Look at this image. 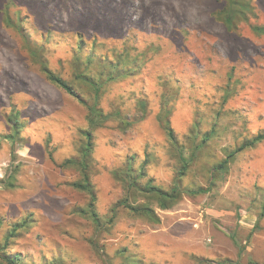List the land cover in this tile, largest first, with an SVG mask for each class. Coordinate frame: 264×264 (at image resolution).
<instances>
[{
  "label": "rangeland",
  "instance_id": "rangeland-1",
  "mask_svg": "<svg viewBox=\"0 0 264 264\" xmlns=\"http://www.w3.org/2000/svg\"><path fill=\"white\" fill-rule=\"evenodd\" d=\"M250 2L228 30L222 0H0V243L28 221L9 241L20 264H264V141L228 157L264 134V0ZM43 63L90 102L79 74L132 71L103 84L90 177L105 220L129 200L159 222L117 208L99 228L77 212L91 196L64 163L89 110ZM131 157L148 161L143 183L181 189L171 209L115 179Z\"/></svg>",
  "mask_w": 264,
  "mask_h": 264
},
{
  "label": "trees",
  "instance_id": "trees-1",
  "mask_svg": "<svg viewBox=\"0 0 264 264\" xmlns=\"http://www.w3.org/2000/svg\"><path fill=\"white\" fill-rule=\"evenodd\" d=\"M223 8L218 13L215 14L217 20L222 21L228 30H236L239 28L240 24L248 23L250 21V15L254 11V8L250 2V0H222ZM255 31L263 32L264 30L261 28H255ZM35 54V52H33ZM36 55V54H35ZM43 71L46 74L48 80L66 91L70 95L78 98V93L75 91L73 85L70 81L66 80L59 74L53 72L51 69L47 67L45 63L42 64ZM122 69V70H121ZM127 70L122 68L115 69L114 73L109 74L104 78H95L90 77L86 73L79 74L77 77L82 81H85L89 84L95 91V101L90 102L84 100L82 98H78L81 103H83L89 110V121L91 128L87 131H83L82 135L87 140L80 149V156L73 159H68L64 165L75 166L80 169L83 180L80 182L73 183V186L79 190L85 191L91 196V201L87 207L78 209L77 212L80 214H84L89 216L90 219L97 225L99 228H102L104 224H111L114 221V216L116 215L117 208H124L130 211L135 215H141L153 220L155 222H159V218L155 213L154 209H152L148 204L146 205H135L131 204L129 200L125 202H120L116 207L112 210L114 213L113 217L109 220H105L104 217L99 213L96 207V192L95 187L91 181L90 173L92 168L93 161V151L95 148L93 129L97 127H102L110 118V114L104 112V110L100 107L101 100V90L102 87L108 85L110 82L117 80L119 77L129 78L132 77V71L126 72ZM18 123V122H17ZM18 129V125L16 126ZM166 129L169 131L170 137L174 139L175 135L170 125H167ZM209 136H206L204 139V143L208 141ZM264 141V134H259L258 136L253 137L252 139L246 140L245 143L238 147L237 150L229 153L228 157L230 159L234 158L236 154L246 150L247 148L255 147L257 144ZM135 157H131L128 160L126 167L117 169L113 171V176L122 184L126 185L128 189H133L135 193L145 194L154 200H156L160 207L163 210H169L175 205L182 194L181 189L178 187L172 189L171 191H167L162 187L154 184L153 179L146 181L143 183V179L147 177L146 172V161L139 168L134 167ZM187 170V166L183 167V172L180 173L181 176H184L185 171ZM192 194H199L203 192V189L200 190H190ZM1 227V224H0ZM28 228V221L24 220L21 222L14 223L12 228L9 231V236L0 243V258L8 263V264H20L22 262L20 255H13L8 251L10 246V237L16 236L20 234L23 230Z\"/></svg>",
  "mask_w": 264,
  "mask_h": 264
}]
</instances>
